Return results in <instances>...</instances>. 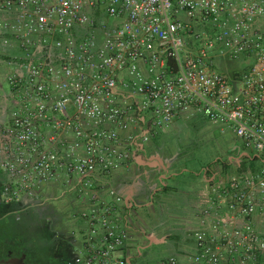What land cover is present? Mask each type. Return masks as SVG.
<instances>
[{"label": "built area", "instance_id": "2783aa9c", "mask_svg": "<svg viewBox=\"0 0 264 264\" xmlns=\"http://www.w3.org/2000/svg\"><path fill=\"white\" fill-rule=\"evenodd\" d=\"M0 41L2 200L81 199L75 264H128L112 175L200 117L237 138L238 165L212 168L199 192L195 252L159 264H264V0H0Z\"/></svg>", "mask_w": 264, "mask_h": 264}, {"label": "rangeland", "instance_id": "374dc122", "mask_svg": "<svg viewBox=\"0 0 264 264\" xmlns=\"http://www.w3.org/2000/svg\"><path fill=\"white\" fill-rule=\"evenodd\" d=\"M7 62L6 49L0 41V97L10 99L11 89L5 77L12 67ZM192 123H194L192 120L176 123L168 134L149 139L150 141L144 145L145 154L142 156V163L144 162L142 167L146 176H140L135 184L127 187L117 184L122 194H131L135 199L136 204L134 201L130 202L134 209L131 219L145 234L136 237V250L131 251L132 264H155L172 255L179 238L176 234L179 225L177 217L185 207L180 191L197 189L209 168L224 172L221 163H225L232 166L227 173L238 165L239 155L235 150L238 140L232 133L227 130L223 133L220 127L206 120L196 123L195 126ZM153 171L157 175H165V180L162 183L159 180L155 181ZM124 173L114 172L112 179L118 180ZM162 184L169 188L168 199L175 197L167 200L166 209L157 202V196L153 198L149 195V185L156 186L155 189L160 192ZM51 198L54 200L47 204L59 209L55 210L59 215L60 212L68 210L69 213L70 211L71 214L74 213L73 216L75 214L79 216L84 206L82 200L75 194L63 195L62 190H58ZM42 199L45 200L43 196ZM67 217L69 218V215ZM72 223L84 227L76 217ZM168 235H172L169 240L166 239ZM76 238L79 239L80 236ZM152 238L154 240H151ZM70 253L73 260L78 255L74 246Z\"/></svg>", "mask_w": 264, "mask_h": 264}, {"label": "flooded vegetation", "instance_id": "af4514ba", "mask_svg": "<svg viewBox=\"0 0 264 264\" xmlns=\"http://www.w3.org/2000/svg\"><path fill=\"white\" fill-rule=\"evenodd\" d=\"M10 114V99L0 97V139L12 125ZM8 180L0 170V264H75L70 249L79 243L80 226L72 223L74 213L59 215V209L48 205L56 194L53 190L5 203L3 186Z\"/></svg>", "mask_w": 264, "mask_h": 264}, {"label": "crops", "instance_id": "0c3cea01", "mask_svg": "<svg viewBox=\"0 0 264 264\" xmlns=\"http://www.w3.org/2000/svg\"><path fill=\"white\" fill-rule=\"evenodd\" d=\"M236 146H239L238 143H236ZM236 149H237V147H235V150ZM143 155H141L139 158H137V160H136L135 164L133 165V167L131 168V170L122 171L125 173L121 174L118 177V180L117 179L111 180L112 186L125 199V202H126L125 203V207H126L125 211H126V216L128 217L129 240L125 246L123 253H124V256L126 257V259L128 261V264H132L130 261V258L132 257L131 251L133 249L136 250V247H135L136 237H141V236H144L145 234L141 230H139V228L136 227L135 223L132 222V219H131V213L134 211V209L130 205V202L134 201V203L136 204L135 199L132 197L131 194H127V195L125 193L122 194L118 185L121 186L123 184L125 187H127L130 184H132V185L135 184L140 176H146V172L144 171V169L142 167L144 165V162L142 163V161H143L142 156ZM156 175L157 174H154V180L155 181L159 180L162 183V181L165 180V175H157V176ZM116 181H117V183L115 184L114 182H116ZM205 182H206V176H204L203 180L200 183V186L197 189H194V190L188 189L185 191H180V193H181L180 197L182 196V200H184L185 207L183 209H181L182 213L180 214V216L177 217V221H178L179 225L176 228V230H177L176 234L178 235L179 238L176 241L177 243H175V246H176V247H174L175 250H174L173 254L168 256V257H182V259H184L186 254H192L195 252V240L193 237V233H194V230L196 229V227L198 226V216H197V211H196V205H197L199 192L204 187ZM162 185L166 186V184H162ZM149 186H150L149 187V195L153 198H154V196H157L158 200H157V198H156V200L158 201V203L160 205L164 206L165 209L167 206L166 205L167 200L170 201L171 198L175 199V197H171L170 199H168V197H167L168 194L158 195L159 191L155 189L156 186L155 187H153L152 185H149ZM171 238H172V235H168L166 239L169 240ZM151 240H154V238H152ZM138 255L140 256V254H138ZM135 257H138V256L135 255ZM168 257H166V258H168ZM166 258H163V259H166ZM163 259L159 260L155 264H159V262L162 261Z\"/></svg>", "mask_w": 264, "mask_h": 264}, {"label": "trees", "instance_id": "16d2710c", "mask_svg": "<svg viewBox=\"0 0 264 264\" xmlns=\"http://www.w3.org/2000/svg\"><path fill=\"white\" fill-rule=\"evenodd\" d=\"M237 65L235 64V63H233V64H229V68H228V71L230 72V74H234L236 71H237ZM224 70H225V67H224ZM226 70H227V68H226ZM204 121L205 119H203V118H196V119H193L192 120V122H194V123H192V125H194L195 126V124L196 123H199V122H201V121ZM155 145V144H154ZM156 146V145H155ZM180 156V155H179ZM221 164H223V168H224V172H226L228 169H230L232 166H230V165H228V164H225V163H221ZM217 165V164H216ZM254 164H253V162H252V160H251V157L249 156V155H245V156H243L242 157V159H241V164H240V166H241V168H246V167H248V166H253ZM215 166V165H214ZM211 169L212 168H209V169H207L206 171H205V176H206V178L207 177H209L210 176V174H211ZM232 169V168H231ZM153 173L154 174H156L154 171H153ZM157 176V175H156ZM157 194V193H156ZM164 195V194H169V188L167 187V186H164V185H162V188H161V191L158 193V195ZM155 195V194H154ZM154 197H156V196H154ZM157 200H158V198H157ZM158 202V201H157Z\"/></svg>", "mask_w": 264, "mask_h": 264}]
</instances>
